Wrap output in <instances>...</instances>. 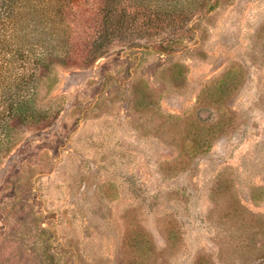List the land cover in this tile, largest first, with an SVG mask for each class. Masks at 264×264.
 I'll list each match as a JSON object with an SVG mask.
<instances>
[{
	"label": "rangeland",
	"instance_id": "374dc122",
	"mask_svg": "<svg viewBox=\"0 0 264 264\" xmlns=\"http://www.w3.org/2000/svg\"><path fill=\"white\" fill-rule=\"evenodd\" d=\"M147 4L155 33L37 84L0 264H264V0Z\"/></svg>",
	"mask_w": 264,
	"mask_h": 264
},
{
	"label": "trees",
	"instance_id": "16d2710c",
	"mask_svg": "<svg viewBox=\"0 0 264 264\" xmlns=\"http://www.w3.org/2000/svg\"><path fill=\"white\" fill-rule=\"evenodd\" d=\"M147 2L0 0V157L16 126L33 119L37 84L56 59L64 66L88 65L116 39H141L163 25Z\"/></svg>",
	"mask_w": 264,
	"mask_h": 264
}]
</instances>
